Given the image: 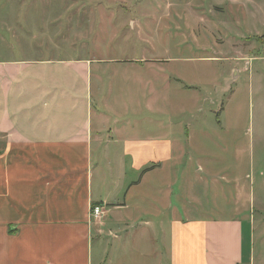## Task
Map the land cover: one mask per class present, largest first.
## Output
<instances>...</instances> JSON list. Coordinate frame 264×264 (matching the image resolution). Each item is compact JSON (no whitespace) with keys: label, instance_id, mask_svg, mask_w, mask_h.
<instances>
[{"label":"crops","instance_id":"1","mask_svg":"<svg viewBox=\"0 0 264 264\" xmlns=\"http://www.w3.org/2000/svg\"><path fill=\"white\" fill-rule=\"evenodd\" d=\"M101 63L0 55V264H122L133 250L147 260L143 238L161 247L166 229L158 264H255L250 217L184 218L171 204L164 169L192 164L193 136L178 134L192 123L141 104L160 120L149 136L153 119L133 126L131 107L119 117Z\"/></svg>","mask_w":264,"mask_h":264},{"label":"rangeland","instance_id":"2","mask_svg":"<svg viewBox=\"0 0 264 264\" xmlns=\"http://www.w3.org/2000/svg\"><path fill=\"white\" fill-rule=\"evenodd\" d=\"M13 54L100 60L110 105L133 126L153 119L149 136L161 117L191 122L178 134L193 136L192 164L179 158L164 169L174 210L250 217L255 264H264V0H0V55ZM141 104L159 119L135 111ZM143 240L147 260L133 250L122 264H158L168 230L161 247Z\"/></svg>","mask_w":264,"mask_h":264},{"label":"built area","instance_id":"3","mask_svg":"<svg viewBox=\"0 0 264 264\" xmlns=\"http://www.w3.org/2000/svg\"><path fill=\"white\" fill-rule=\"evenodd\" d=\"M92 213L95 217H100L102 214H104V211L100 207H95Z\"/></svg>","mask_w":264,"mask_h":264},{"label":"trees","instance_id":"4","mask_svg":"<svg viewBox=\"0 0 264 264\" xmlns=\"http://www.w3.org/2000/svg\"><path fill=\"white\" fill-rule=\"evenodd\" d=\"M96 207V206H95Z\"/></svg>","mask_w":264,"mask_h":264}]
</instances>
